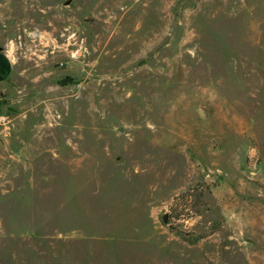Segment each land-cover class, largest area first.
I'll return each mask as SVG.
<instances>
[{
  "label": "rangeland",
  "instance_id": "rangeland-1",
  "mask_svg": "<svg viewBox=\"0 0 264 264\" xmlns=\"http://www.w3.org/2000/svg\"><path fill=\"white\" fill-rule=\"evenodd\" d=\"M0 53V264H264V0H0Z\"/></svg>",
  "mask_w": 264,
  "mask_h": 264
},
{
  "label": "crops",
  "instance_id": "crops-1",
  "mask_svg": "<svg viewBox=\"0 0 264 264\" xmlns=\"http://www.w3.org/2000/svg\"><path fill=\"white\" fill-rule=\"evenodd\" d=\"M46 38H47V42L51 43V45H52L51 48L54 49V47H53L54 40H53L52 36L51 35L47 36V34H46ZM64 51H66V50H64ZM12 69H13V63L9 59H7V57L4 54L0 53V80L7 79V77H9V75L11 74ZM0 83H2V82H0Z\"/></svg>",
  "mask_w": 264,
  "mask_h": 264
},
{
  "label": "built area",
  "instance_id": "built-area-1",
  "mask_svg": "<svg viewBox=\"0 0 264 264\" xmlns=\"http://www.w3.org/2000/svg\"><path fill=\"white\" fill-rule=\"evenodd\" d=\"M8 125L9 119L4 114H0V126L7 128Z\"/></svg>",
  "mask_w": 264,
  "mask_h": 264
},
{
  "label": "trees",
  "instance_id": "trees-1",
  "mask_svg": "<svg viewBox=\"0 0 264 264\" xmlns=\"http://www.w3.org/2000/svg\"><path fill=\"white\" fill-rule=\"evenodd\" d=\"M181 195H182V194H181ZM181 195H180V196H181ZM178 199H180L179 196H177V197L174 199V204H172V206L176 204V202L178 201ZM173 210H174V209H173Z\"/></svg>",
  "mask_w": 264,
  "mask_h": 264
},
{
  "label": "water",
  "instance_id": "water-1",
  "mask_svg": "<svg viewBox=\"0 0 264 264\" xmlns=\"http://www.w3.org/2000/svg\"><path fill=\"white\" fill-rule=\"evenodd\" d=\"M166 222V219H165V217H164V223Z\"/></svg>",
  "mask_w": 264,
  "mask_h": 264
}]
</instances>
